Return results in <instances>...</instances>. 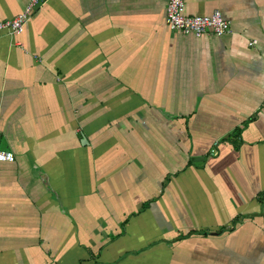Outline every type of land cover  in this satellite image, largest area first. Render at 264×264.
Returning a JSON list of instances; mask_svg holds the SVG:
<instances>
[{
	"label": "crops",
	"instance_id": "1",
	"mask_svg": "<svg viewBox=\"0 0 264 264\" xmlns=\"http://www.w3.org/2000/svg\"><path fill=\"white\" fill-rule=\"evenodd\" d=\"M184 1L230 32L48 0L0 37V264H264V0Z\"/></svg>",
	"mask_w": 264,
	"mask_h": 264
},
{
	"label": "built area",
	"instance_id": "2",
	"mask_svg": "<svg viewBox=\"0 0 264 264\" xmlns=\"http://www.w3.org/2000/svg\"><path fill=\"white\" fill-rule=\"evenodd\" d=\"M46 1L48 0H31L23 12L13 19L0 22V37L3 34L10 37L22 34L33 15L34 9ZM165 24L172 31L196 37L206 34L223 36L230 32V24L219 10L209 15H188L185 11L184 0H168ZM14 158L13 152L0 150V162H12Z\"/></svg>",
	"mask_w": 264,
	"mask_h": 264
}]
</instances>
